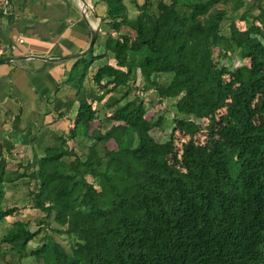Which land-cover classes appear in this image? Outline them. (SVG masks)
<instances>
[{
	"label": "trees",
	"instance_id": "trees-1",
	"mask_svg": "<svg viewBox=\"0 0 264 264\" xmlns=\"http://www.w3.org/2000/svg\"><path fill=\"white\" fill-rule=\"evenodd\" d=\"M102 1L101 48L76 57L66 78L70 127L39 153L27 131L1 144L3 264L26 248L42 264H264V0H128L134 14L124 0ZM231 53L239 64H222ZM139 90L172 99L161 141L149 131L162 116H145ZM205 117L219 133L208 147L193 139ZM19 122L10 128L20 133ZM174 131L186 135L178 148ZM4 150L19 154L16 178L42 215L34 228L2 204Z\"/></svg>",
	"mask_w": 264,
	"mask_h": 264
},
{
	"label": "crops",
	"instance_id": "crops-1",
	"mask_svg": "<svg viewBox=\"0 0 264 264\" xmlns=\"http://www.w3.org/2000/svg\"><path fill=\"white\" fill-rule=\"evenodd\" d=\"M86 2L92 7L93 0ZM82 5L80 0H0V56H24L18 58L22 61L16 59L0 64V144L3 146L7 142L9 145L12 142L18 144V139L24 134L26 137V131L27 139L33 137L35 129L42 131L43 123L47 127L45 134L49 132L57 136L61 132L51 129L47 123L61 118L58 111L68 116L70 121L73 108L65 111L67 95L64 94L74 92V88L65 81L72 62L78 56L64 58L69 60H62L60 56L82 50L88 43L90 28L98 22L97 15L101 16L97 3L91 8L95 19L87 17L89 5L85 10ZM96 65L89 67V73ZM61 95L62 102L57 103L63 107L56 109L55 101ZM15 114L19 116L18 126L22 133L10 128ZM6 155L10 160H19V154L12 152ZM30 156L26 157V151L23 154L25 160ZM6 185L7 181L4 188Z\"/></svg>",
	"mask_w": 264,
	"mask_h": 264
},
{
	"label": "rangeland",
	"instance_id": "rangeland-1",
	"mask_svg": "<svg viewBox=\"0 0 264 264\" xmlns=\"http://www.w3.org/2000/svg\"><path fill=\"white\" fill-rule=\"evenodd\" d=\"M138 1H141V0H138ZM164 1H168V0H164ZM243 1L244 2H248V0H243ZM124 2L127 5L129 14H134L135 10L130 5L129 1L128 0H124ZM96 3L98 4L99 9L101 10V16H104V13L102 11L105 9V3L102 0H93L92 7H91L90 4H88L89 8H90V9H88V13H87V17L88 18L95 19V15L91 11V8H93L94 4H96ZM155 3H156V0H152V5H151L152 9L155 8ZM226 6H227L228 9L231 8L229 3ZM95 8H96V5H95ZM235 22H236L238 27H242V21L241 20L235 19ZM99 27H100V29H99L100 33L97 35V37H96V39H95V41L93 43L92 50H91L92 52H96V53L100 50V47H101L100 38L105 36L104 35V31L107 29L105 21H100L99 22ZM86 57L89 58V54H87ZM71 58H73V57H71ZM69 59L70 58L62 59V60H69ZM16 61H22V59H18ZM99 62H100L99 59H94L90 63L89 67H91L93 64L94 65L98 64ZM220 62L222 64H224V65L233 66L235 64H239L240 60L237 59L231 53V54H229L228 58L222 57L220 59ZM1 63H5V62H0V64ZM13 64H15V62ZM82 65H83V63L80 62L78 64V66H76L75 69L77 71L80 70ZM73 73H74V70H73ZM224 77L226 78V76H224ZM139 81L140 80H139V76H138V72H137V77H136L135 84H139ZM65 83H67V81H65ZM68 84H69V82H68ZM55 93L58 94V93H61V92H55ZM71 93L72 92H70V93L67 92L66 94H64V96L67 95V94L70 95ZM132 93L133 92H131L130 95ZM136 94L138 95V97L142 98L145 101V103H146V108L147 109H146V112H145V116H151L153 114L154 115L155 114L156 115L161 114V116H162V120L160 122L161 124L159 126L152 127L149 132H150V134L152 135V137L155 140L161 141V140L165 139L167 137V132H168V129H169V126H170V125H168L169 124L168 123L169 119L176 112L175 108L171 104V100L172 99H165V100H161L160 101L158 99V97L156 96L155 92H153L152 90H148V91L139 90V91L136 92ZM62 96L63 95H61L59 97L57 96V101H55V106H56L55 108L56 109H59V108L63 107V104L60 105V103H57L58 101L62 102V99L60 98ZM48 97H51V95H48ZM48 97H46V98H48ZM49 101H51V98H49ZM101 111H102V108H101ZM261 118H262V116H260V117L256 116L254 118V120L257 121V120H259ZM208 120L209 119L207 117L201 118V119L198 120L200 122L201 126H203V127L200 130H198L193 136V139L196 142H199V143H201V144H203V145H205L207 147L210 146L213 138H216V137L219 136V133L216 130L208 131L207 128L204 127L205 124L208 123ZM44 124L45 123H43V125L41 127L42 131H40V128H39V130L35 129V134L32 137L33 147H34L35 151H37L38 153L41 152V150H42V148H43V146L45 144H50V143L57 142V136L51 135V134H49V132H47L45 134L44 129L47 128V127H45ZM70 124H71V122L68 120V116H65L64 114L61 115L60 119L58 117V120L47 123V125L50 126L51 129L55 128L58 132H64L68 127H70ZM108 124H109V120L106 119L105 116H102V119H101L102 129L107 127ZM42 132H44V133H42ZM40 133H42V134H40ZM173 137H174V144H175L176 148L179 147L180 141L186 139V135H184V134H182L181 132H178V131H174L173 132ZM68 144H73V143H72L71 140H68ZM8 145H9V143L7 142L5 144V146H8ZM73 146H74V149L76 150V152L78 154L82 155V151L84 150V145H82V143H79V144H75ZM104 146L113 147L114 144H113L112 140H109L106 143L99 142V147L100 148H102ZM20 149H21V147L19 145H17L16 146V150H20ZM3 152H4L3 155L5 156L4 159L7 160L6 161V169H5V171L6 170L7 171L4 174V177L7 180V185H6V188L4 189V196L2 198V204L3 205H8V204H12V203L15 204L16 205L15 206L16 210L13 212V215L10 216V218H13V219L14 218H21L22 220H27V222H29V226L31 228H34L35 227L34 222L38 221L41 218V216H42L41 212L39 210L33 209L31 207L28 208L29 207L28 206L29 205L28 204V195H27L28 187L24 183L23 184L20 183V179L16 178V169L19 170V168H17V166H16V164H17L16 161H13V159L12 160L9 159L10 157L8 155H6L8 152H6V151H3ZM30 155H31V150H30V147L28 146L26 148V157H29ZM169 161L172 162L174 165H176L179 169H181V166H180V163H179L178 159H171L170 158ZM3 185L5 186V182L3 183ZM29 186L32 187L33 184H30ZM46 220L50 221V217H47ZM3 230H4V227L3 226L0 227V235L2 234ZM48 230H49V228H48ZM40 234H41V232H39L36 236H34L28 242V246L29 247L40 243V237H39ZM54 237L63 244L64 248H66L67 251L69 250L67 248V243H66L65 237H62L61 235H57V234H54ZM4 246H5V244L0 243V264H3V262H4L3 256L1 255V249ZM27 252H28V248H26L25 251L21 252L22 254H19V253L12 254L11 264H42L41 260H35L33 258V256L29 255Z\"/></svg>",
	"mask_w": 264,
	"mask_h": 264
},
{
	"label": "water",
	"instance_id": "water-1",
	"mask_svg": "<svg viewBox=\"0 0 264 264\" xmlns=\"http://www.w3.org/2000/svg\"><path fill=\"white\" fill-rule=\"evenodd\" d=\"M80 1H81V5L83 4L82 7L85 10V8L88 6L86 0H80ZM93 13L95 15V12H93ZM97 18H98L97 24L94 27L90 28L89 39H88L87 45L80 51L72 52V53L66 54V55H62V56H60V58L64 59L67 57L80 56V55L86 54L92 48L94 39L96 38V36L99 32V29H100V27H99V22L101 21L100 15H97ZM21 57H24V56H15V55L0 56V62L13 61V60H16V59L21 58ZM35 57H38L41 59H47L45 56H35ZM0 159H1V144H0Z\"/></svg>",
	"mask_w": 264,
	"mask_h": 264
}]
</instances>
